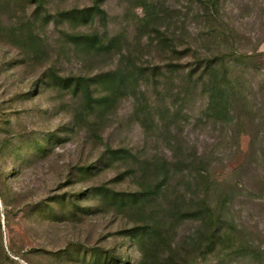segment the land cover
Returning a JSON list of instances; mask_svg holds the SVG:
<instances>
[{
    "label": "rangeland",
    "instance_id": "rangeland-1",
    "mask_svg": "<svg viewBox=\"0 0 264 264\" xmlns=\"http://www.w3.org/2000/svg\"><path fill=\"white\" fill-rule=\"evenodd\" d=\"M0 264H264V0H0Z\"/></svg>",
    "mask_w": 264,
    "mask_h": 264
},
{
    "label": "trees",
    "instance_id": "trees-1",
    "mask_svg": "<svg viewBox=\"0 0 264 264\" xmlns=\"http://www.w3.org/2000/svg\"><path fill=\"white\" fill-rule=\"evenodd\" d=\"M86 41H88V44L91 42L92 44L95 43L96 41V36H85L84 37ZM152 192L153 193L156 189L160 188L159 185L155 184L153 187H152ZM147 194L149 193L148 191H146ZM146 192L144 190H140L138 192H135L133 194H131L128 198H124L125 199V203L127 204H134V203H137V202H143V201H146L148 199V196L146 194Z\"/></svg>",
    "mask_w": 264,
    "mask_h": 264
}]
</instances>
